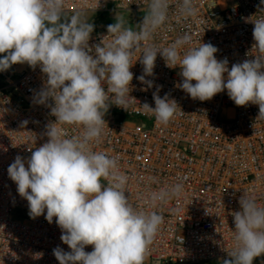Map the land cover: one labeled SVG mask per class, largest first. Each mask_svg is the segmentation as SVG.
<instances>
[{
	"label": "clouds",
	"instance_id": "9594fccd",
	"mask_svg": "<svg viewBox=\"0 0 264 264\" xmlns=\"http://www.w3.org/2000/svg\"><path fill=\"white\" fill-rule=\"evenodd\" d=\"M66 3L0 0V54H4L0 72L14 64L39 66L47 79L35 103L49 107L56 118L45 126L47 142L29 158L17 155L7 169L8 176L27 200L30 217L46 212L49 223L55 218L60 239L70 249H53L59 264H144L164 217L135 206L126 195L129 178L121 173L119 158L93 147L104 138V117L110 106L127 111L136 101L130 95L133 57L140 53L137 60L143 74L137 80L146 85L144 91L154 86L146 77L154 75L159 54L167 67L180 68L183 79L177 87L193 100L207 101L226 90L237 106L258 105L257 119L264 120V16L251 21L254 59L234 63L229 69L227 58L218 60V48L211 43L186 47L192 45L190 32L167 46L152 42L168 22L170 0H148L147 13L135 28L117 16L107 26V36L94 46L89 45L94 25L86 10L78 6L67 16ZM100 6L101 0L92 5L95 11ZM197 14L196 0H177L179 18L187 20ZM159 90L157 86L153 92L155 107L147 102L141 106L158 124L167 125L180 114L178 104L168 93L161 97ZM65 126L81 131L69 135ZM183 188L184 178H179L151 192L145 204L156 209L179 198ZM239 205L240 210L232 213L234 247L227 251L229 259L223 264H253L264 254V205L247 193ZM89 245L93 250L86 252Z\"/></svg>",
	"mask_w": 264,
	"mask_h": 264
},
{
	"label": "built area",
	"instance_id": "2783aa9c",
	"mask_svg": "<svg viewBox=\"0 0 264 264\" xmlns=\"http://www.w3.org/2000/svg\"><path fill=\"white\" fill-rule=\"evenodd\" d=\"M94 3L67 0L65 14L70 16L78 6L91 14L129 13L125 21L135 28L147 13L148 0H101L96 11ZM196 5L197 16L184 20L177 15V0H170L168 22L152 42L167 46L190 32L192 45L186 47L211 43L218 48V60L227 58L229 69L254 59L251 21L264 16L259 12L264 8L261 0H196ZM107 26L91 33L90 46L107 36ZM139 55L133 57L130 69L134 73L130 95L136 101L127 111L110 106L104 117V138L93 145L94 150L119 158L120 171L129 178L126 195L135 206L164 217L144 264H223L234 247L232 213L240 210L239 199L247 193L264 205V120L257 119L259 107L235 105L226 90L207 101L193 100L177 87L183 79L180 68L167 67L159 54L154 75L146 77L154 86L144 91L146 85L137 80L143 74ZM46 79L39 66H27L17 75L11 68L0 72V264H59L53 249L70 251L60 239L55 218L49 223L46 212L30 217L27 200L18 194L7 172L17 155L29 158L47 142L45 126L56 118L49 107L35 103ZM157 86L161 97L168 93L178 104L180 114L167 125L158 124L141 106L147 102L155 107ZM48 103L54 105L52 100ZM65 127L69 135L81 131ZM179 178H184L179 198L156 209L146 206L151 192ZM92 250L91 245L85 248ZM37 254L42 255L36 258ZM257 258L253 264H264V254Z\"/></svg>",
	"mask_w": 264,
	"mask_h": 264
},
{
	"label": "trees",
	"instance_id": "16d2710c",
	"mask_svg": "<svg viewBox=\"0 0 264 264\" xmlns=\"http://www.w3.org/2000/svg\"><path fill=\"white\" fill-rule=\"evenodd\" d=\"M95 15V19L91 22L94 25V30L97 29L98 26L101 25H110L116 22V18L111 17L109 13H97ZM128 26V25H126ZM258 258L256 257L253 262H255Z\"/></svg>",
	"mask_w": 264,
	"mask_h": 264
},
{
	"label": "rangeland",
	"instance_id": "374dc122",
	"mask_svg": "<svg viewBox=\"0 0 264 264\" xmlns=\"http://www.w3.org/2000/svg\"><path fill=\"white\" fill-rule=\"evenodd\" d=\"M95 15H98V14L86 13V16H87V19L89 20V22H92L95 19V17H96ZM112 15L113 16H111V17H113V18H116L117 16H121L124 19H127L130 17L129 13H124L121 15H117V14H112ZM3 55L4 54H0V58H3ZM27 66H29V65H27L26 63L25 64H14L11 66V69L13 70L14 74L17 75L20 71H22Z\"/></svg>",
	"mask_w": 264,
	"mask_h": 264
}]
</instances>
